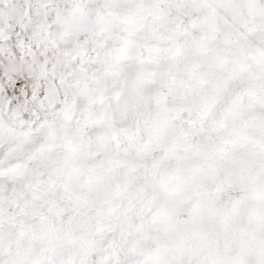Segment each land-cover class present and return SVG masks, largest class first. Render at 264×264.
<instances>
[{
  "label": "snow or ice",
  "instance_id": "obj_1",
  "mask_svg": "<svg viewBox=\"0 0 264 264\" xmlns=\"http://www.w3.org/2000/svg\"><path fill=\"white\" fill-rule=\"evenodd\" d=\"M0 264H264V0H0Z\"/></svg>",
  "mask_w": 264,
  "mask_h": 264
}]
</instances>
